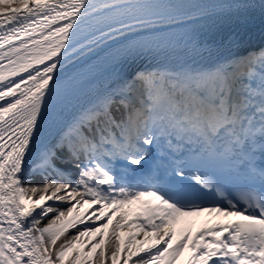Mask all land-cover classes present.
<instances>
[{
    "label": "snow or ice",
    "instance_id": "obj_1",
    "mask_svg": "<svg viewBox=\"0 0 264 264\" xmlns=\"http://www.w3.org/2000/svg\"><path fill=\"white\" fill-rule=\"evenodd\" d=\"M257 7L0 0V264H264V48L210 42Z\"/></svg>",
    "mask_w": 264,
    "mask_h": 264
},
{
    "label": "bare ground",
    "instance_id": "obj_2",
    "mask_svg": "<svg viewBox=\"0 0 264 264\" xmlns=\"http://www.w3.org/2000/svg\"><path fill=\"white\" fill-rule=\"evenodd\" d=\"M220 37H221V36H219L218 38H220ZM235 44H237L236 41H235ZM226 45H228V44H226ZM261 46H262V45H261ZM244 47H245V46H244ZM255 48H256V47H251L250 49H247V51H244V53H242V54H246V53L249 52V51H254ZM223 49H224V48H222L221 50L224 51L225 54H227L228 50H223ZM101 53H103V52H101ZM95 57H97V56L93 55V56L87 57V58L82 59V60H77L76 64H75L74 66H71V65H70L66 71H67V72H71V73H75V72L78 71L81 67H83L86 63H88L89 61L93 60ZM141 66H142V65H141ZM103 81H104V75H103L102 77H100L98 80H96V85H94V86H98V85L102 84ZM85 207H87V206H85ZM210 222H211V221L206 220V221H203V222H201L200 224H198L197 227H196L197 232L200 231L201 229H204V228H206V227H209ZM215 223H216V222H215ZM215 223H214V224H215ZM82 227H83V226H82ZM184 232H185V231H184ZM197 232H196V233H197ZM185 233H188V232H185Z\"/></svg>",
    "mask_w": 264,
    "mask_h": 264
},
{
    "label": "rangeland",
    "instance_id": "obj_3",
    "mask_svg": "<svg viewBox=\"0 0 264 264\" xmlns=\"http://www.w3.org/2000/svg\"><path fill=\"white\" fill-rule=\"evenodd\" d=\"M206 215L203 214V215L199 216L198 219L195 221V223L199 222L201 220V218L206 216ZM186 220H187V218L182 219V221L176 226V235L174 237L175 239H173V244H175L181 238V232L182 231L184 232V231H187L189 229V227H190L189 224H188V226L183 224V222H185ZM195 223H193V224H195ZM79 227H81V226H79ZM187 255L188 254L185 253V255L181 258L182 261L186 260Z\"/></svg>",
    "mask_w": 264,
    "mask_h": 264
},
{
    "label": "trees",
    "instance_id": "obj_4",
    "mask_svg": "<svg viewBox=\"0 0 264 264\" xmlns=\"http://www.w3.org/2000/svg\"><path fill=\"white\" fill-rule=\"evenodd\" d=\"M35 182H40V181L37 180V181H35ZM71 231H72V232H75V230H71ZM70 234H71V233H70Z\"/></svg>",
    "mask_w": 264,
    "mask_h": 264
}]
</instances>
